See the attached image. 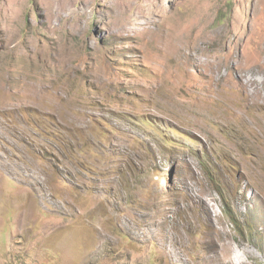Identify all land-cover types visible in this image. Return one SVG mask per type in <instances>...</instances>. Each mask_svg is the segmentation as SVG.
I'll return each mask as SVG.
<instances>
[{
	"label": "rangeland",
	"instance_id": "374dc122",
	"mask_svg": "<svg viewBox=\"0 0 264 264\" xmlns=\"http://www.w3.org/2000/svg\"><path fill=\"white\" fill-rule=\"evenodd\" d=\"M231 58L264 83V0H0V264H264Z\"/></svg>",
	"mask_w": 264,
	"mask_h": 264
},
{
	"label": "bare ground",
	"instance_id": "6f19581e",
	"mask_svg": "<svg viewBox=\"0 0 264 264\" xmlns=\"http://www.w3.org/2000/svg\"><path fill=\"white\" fill-rule=\"evenodd\" d=\"M218 33L215 31H210L209 35L212 37H215ZM181 35V34H180ZM200 50L201 48L198 47ZM193 58L199 61L200 53L195 52V54H192ZM242 60V59H241ZM256 63L253 62V64H250L248 62H235L233 58L229 60V65L234 67L236 70V77L237 81L243 91V93L246 95V98L248 100V104H256V103H264V83H261L258 81L257 77L254 75V73L257 71H260L258 68H256ZM260 66V65H259ZM229 67V66H228ZM211 76L213 80L216 82L221 79L220 72L215 71L214 73H211ZM257 105V104H256ZM172 201V200H171ZM201 203L204 204L205 208L208 209L209 205L207 202H204L203 199L200 198ZM176 202V201H175ZM184 206V205H183ZM210 209V208H209ZM168 210V209H167ZM181 210V209H180ZM208 215L212 217L211 210H207ZM188 216V215H187ZM186 216V217H187ZM215 222V221H214ZM214 222L212 223L209 221V226L213 228ZM194 223V222H193ZM216 225V223H215ZM215 228V227H214ZM212 231V230H211ZM217 231V230H216ZM213 233V232H212ZM216 235V234H214ZM218 237V236H217ZM208 238V237H207ZM220 238V237H218ZM212 243L214 245H218V241L215 240V238L212 240ZM250 252V251H249ZM247 250H244L245 254L249 253ZM248 256V255H246ZM243 262V261H242Z\"/></svg>",
	"mask_w": 264,
	"mask_h": 264
}]
</instances>
